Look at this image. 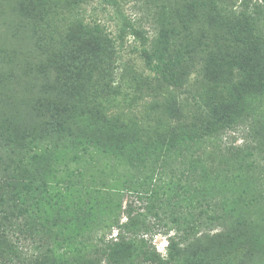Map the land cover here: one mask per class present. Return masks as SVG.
<instances>
[{
  "label": "trees",
  "instance_id": "1",
  "mask_svg": "<svg viewBox=\"0 0 264 264\" xmlns=\"http://www.w3.org/2000/svg\"><path fill=\"white\" fill-rule=\"evenodd\" d=\"M102 2L114 8L118 6L117 0ZM16 3H20V0ZM27 3L30 7L24 5L21 8H11L12 16L21 28L27 29L37 39L38 47L42 46L47 51L51 47L47 42L52 39V31L60 25V16L65 13L71 18L72 5L62 0H27ZM208 5L217 12L226 7L223 0H208ZM26 7L31 8L32 12L29 13ZM252 12L244 10L239 15V27L233 38V42L243 48L249 43V54L243 56L239 64L235 59L228 58L229 66L225 74H219L214 67L215 61L210 59L198 82L200 105L185 123L174 117L168 101L162 102L160 90L162 86L179 87L181 84L184 62L182 51L186 41L179 40L177 34L163 26L162 22H157L158 31L152 39L146 36V31L141 26L131 21L124 22L117 38L113 39L103 32L98 23L83 24L77 21L76 42H69V45H77L72 49L68 48L69 45L66 46L67 51H73L75 56L65 60V64L58 63L53 68L56 78L60 68H64L68 75L72 73L71 80L75 77L71 83L74 85V92L66 100H71L68 107L63 108L61 114L47 109L49 114H40L41 120L38 123L30 122L33 125L23 128L8 129L10 124L0 121V264H195L197 258L194 260L192 256L186 255L173 242L168 245V254L163 258L144 240H141L140 245L126 240L122 232L135 234L139 222L129 209L125 211L127 221L124 224H119V217L114 219V225L120 231L113 240H101L99 244L84 241L72 244L70 238L69 241L65 238L62 242L56 240L59 233H69L70 229L79 235L89 232L104 215H112L120 210V205L113 202L110 194L103 195L98 188L86 186L87 181L81 167H76L75 170L69 163L78 165L83 159L86 162V156L90 160L103 156L115 160L119 165L143 172L145 176L136 185L146 187L144 191L148 193L147 199L151 200L148 211L156 199L159 203L161 197H166V203L170 204L169 199L175 198L176 204L184 202L181 208L186 210V214L172 219L176 230L193 232L206 225L203 219H211V215H208L211 207L207 199L212 193L210 188L215 186L218 178L212 174L210 177L208 165L201 164L196 152L199 149L205 151L225 130L237 123L246 122L249 118L254 119L264 110V61H259L260 49L250 46L256 38L261 39L264 45V35L247 40L251 27L255 23H261V19L255 15L259 12ZM154 15L158 18L156 11ZM183 30L187 28L183 27ZM242 31L246 34L244 40L240 39ZM127 37L140 41L142 70L149 72V75H145L143 72L132 71L128 81L125 79V66L115 67L113 59L117 55L116 48L122 49ZM70 66H73L72 70L69 69ZM117 68L121 72L118 82L114 84ZM51 78L55 79L53 76ZM123 86L135 89L131 94L138 93V96L130 98V102L142 100L143 95L151 96L153 104L148 109L150 112L144 111L138 115L130 111L131 103L127 108H115L113 99L118 96L129 97L128 93L121 90ZM57 88L59 91L68 90ZM142 88H145V93ZM67 110L78 111L79 116L96 115L116 130L135 125L140 133L125 143H104L96 136L79 131L77 118L73 115L65 119ZM141 121L145 126L140 124ZM173 121H176L175 125ZM160 126L171 129L174 138L156 140L152 133ZM8 131L10 134H7ZM206 153L210 159L212 154L203 152ZM176 164L183 168L179 175L176 173ZM197 167H200L201 175L195 186L190 168L193 170ZM254 168L255 166H248L247 170ZM60 172L67 181L61 178ZM167 173L172 176L170 181L155 184L153 188L151 184L161 179L159 175ZM239 176L241 177L240 174ZM71 177L83 181L80 185L82 189L76 188V184L68 180ZM244 177L246 178L245 175ZM245 178L244 183L247 182ZM254 178V182L258 183L259 179ZM237 180L238 176L232 179L233 183ZM62 189L70 195L65 196ZM72 192L76 194L73 195ZM64 200L65 203L60 207V202ZM255 201H244L245 207L254 206ZM224 204L222 208L229 210L231 206L225 202ZM202 205H206L210 211L200 209L194 214V208ZM246 213L247 210L245 215ZM25 234L38 243L47 236L53 240L54 245L46 247L44 252H28L23 248V239L20 238ZM199 260L205 261V258Z\"/></svg>",
  "mask_w": 264,
  "mask_h": 264
},
{
  "label": "rangeland",
  "instance_id": "2",
  "mask_svg": "<svg viewBox=\"0 0 264 264\" xmlns=\"http://www.w3.org/2000/svg\"><path fill=\"white\" fill-rule=\"evenodd\" d=\"M62 1L72 5L71 18L65 13L60 16V25L52 31V39L47 42L53 51L51 47L45 51L44 47H38L39 42L31 32L21 28L12 16L11 8L28 5L27 0H20V3H16L17 0H0V121L9 123L8 129L33 125L30 122L38 123L41 120L40 114L45 112L46 115L49 114L47 109L61 114L63 108L68 107L67 104L71 100H66L74 92L72 90L74 85L71 83L75 77L71 80L72 73L68 75L64 68H60L56 78L53 68L58 63L65 64V60L75 56L73 51H67L66 46L70 40L76 42L74 38L78 32L77 21L83 24L98 23L103 32L113 39L117 38L120 28L127 21L141 26L146 31V36L152 39L158 31V24L162 22L163 26L177 34L179 40L186 41L182 51L184 62L181 84L179 87L162 86L160 90L162 102L168 101L174 117H178L176 119L184 123L189 120L190 115L195 114L200 105L198 82L202 79L204 67L210 59L215 61L214 67L219 74H225L229 66L228 58L235 59L239 64L242 57L249 54V43L243 48L242 45L233 42L234 32L238 30L240 23L238 17L244 10L249 13L253 10L258 11L259 14L255 15L261 19V23H255V26L251 27L247 40L253 36L264 35V0H223L226 7L218 12L208 5V0H117L116 8L104 5L102 0ZM29 7L26 9L31 13L32 9ZM154 11L158 13V18ZM73 20H75L73 25H70ZM183 27L187 30H183ZM242 32L240 39L244 40L246 34ZM47 44L45 43L46 46ZM76 45L70 44L68 48L72 49ZM250 46H257L260 49L259 61H264V45L261 39L252 40ZM141 49L140 41H135L131 37L125 39L122 49L116 48L117 55L113 58L115 67L125 66L127 81L132 71L149 75L146 69L142 70L143 62L139 58ZM72 68L73 66L69 67L70 70ZM118 68L114 75V84L118 82V75L121 72ZM51 76L55 79L53 80ZM57 86L68 90L59 91ZM144 89L142 88V92L145 93ZM121 90L128 93L129 97L118 96L113 99L115 108L117 106L127 108L131 103L130 111L136 114L150 112L148 109L153 104L151 96L143 95L142 100L130 102V98L138 96V93L131 94L135 89L130 90L127 86H123ZM149 92L153 95L151 91ZM155 93L157 94V91ZM262 111L263 113L254 119L249 118L246 122L237 123L218 135L211 146L205 148L206 152L212 154L210 159L207 153L203 154L205 152L203 149L196 152L201 164L208 165L207 172L210 177L217 175L218 178L215 186L210 188L212 193L207 199L211 207L208 214L211 215V219H203L206 225L198 227L193 232L176 230L172 219L186 214L185 208H181L183 201L176 204L173 198L169 199L171 203L167 204L166 197H161V201L158 203L156 199L148 211L151 200L147 199L148 193L144 191L146 187L140 188L136 185L142 181L145 173L119 165L115 160L103 156L93 160L86 156V162L85 159L78 165L71 162L70 167L74 169L81 167L87 181L86 186L98 188L103 195L110 194L113 202L120 205V210H116L112 215H104L89 232L79 235L70 229L69 233L65 231L63 234L59 233L56 240L62 242L65 238L69 241L70 238L72 244L79 241L99 244L101 240H113L120 231L114 225V219L119 217V224H124L127 221L125 211L129 209L139 220L138 226L135 234L122 232V235L137 245L144 240L163 258L168 254V245L173 242L183 253L192 256L194 260L197 258L195 264H264V110ZM78 113L67 110L64 118L73 115L77 118L79 131L96 136L104 143H125L140 133L135 125L116 130L96 115L79 116ZM140 124L145 126L143 121ZM175 124L176 121H173V125ZM7 134H10L9 131ZM152 135L156 140L164 137L174 138L171 129L162 126ZM248 153L251 155H247ZM247 165L255 166L254 170H247ZM175 169L179 175L183 168L176 164ZM190 171L196 186L201 175L200 167L193 170L190 168ZM246 173L258 178L259 182H254L255 178L249 177ZM59 175L67 181L63 173L60 172ZM159 176L161 179L151 184L153 188L155 184L168 183L172 177L168 173ZM235 176H238L239 180L233 183L232 179ZM244 178L247 180L246 183ZM68 180H72L76 188L82 189L80 185L83 181L80 182L74 177ZM61 192L65 196L70 195L65 189ZM250 199L256 200L255 205L245 207L244 201L248 202ZM65 200L60 202V207ZM224 202L231 206L227 211L222 208ZM200 209L210 211L206 205H202L194 208V214ZM189 210L192 211L190 208ZM79 225L82 226L81 223ZM23 236H20L23 239V248L28 252H44L46 247L54 245L53 240L47 236L43 237L40 243L26 234ZM200 258H205V261H200Z\"/></svg>",
  "mask_w": 264,
  "mask_h": 264
}]
</instances>
